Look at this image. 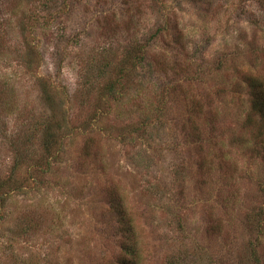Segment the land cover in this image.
I'll list each match as a JSON object with an SVG mask.
<instances>
[{"label":"rangeland","instance_id":"rangeland-1","mask_svg":"<svg viewBox=\"0 0 264 264\" xmlns=\"http://www.w3.org/2000/svg\"><path fill=\"white\" fill-rule=\"evenodd\" d=\"M253 83L264 0H0V264H264Z\"/></svg>","mask_w":264,"mask_h":264},{"label":"trees","instance_id":"trees-1","mask_svg":"<svg viewBox=\"0 0 264 264\" xmlns=\"http://www.w3.org/2000/svg\"><path fill=\"white\" fill-rule=\"evenodd\" d=\"M251 86L253 88L254 110H256L258 114L264 119V88L258 83H255V84L253 83V85L251 84ZM113 88L114 86H110L109 90L112 91ZM54 139H55V136H52L51 134L48 135L47 141H46L47 152L48 151L50 152L52 148L55 146ZM19 189H20V184H18L12 177L9 178V180L6 182H2L0 184V200L2 201L6 200L5 198L6 191H15ZM1 216L2 214L0 213V219H1Z\"/></svg>","mask_w":264,"mask_h":264}]
</instances>
